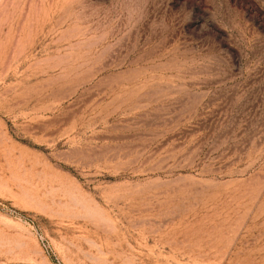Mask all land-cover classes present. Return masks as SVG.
<instances>
[{
    "label": "rangeland",
    "instance_id": "374dc122",
    "mask_svg": "<svg viewBox=\"0 0 264 264\" xmlns=\"http://www.w3.org/2000/svg\"><path fill=\"white\" fill-rule=\"evenodd\" d=\"M0 264H264V0H0Z\"/></svg>",
    "mask_w": 264,
    "mask_h": 264
}]
</instances>
